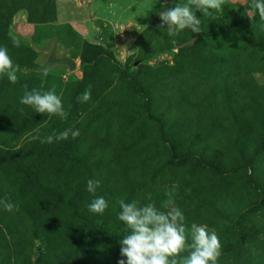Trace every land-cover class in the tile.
I'll return each instance as SVG.
<instances>
[{
    "label": "rangeland",
    "instance_id": "obj_1",
    "mask_svg": "<svg viewBox=\"0 0 264 264\" xmlns=\"http://www.w3.org/2000/svg\"><path fill=\"white\" fill-rule=\"evenodd\" d=\"M161 3L0 0V47L20 68L16 83L0 75V199L17 205L0 208V264H127L120 199L165 211L173 199L188 242L192 223L217 234L216 264H264V20L254 0H224L197 12L199 34L171 35ZM55 37L74 71H39ZM24 85H55L67 118L20 104ZM65 130L80 135L40 142Z\"/></svg>",
    "mask_w": 264,
    "mask_h": 264
},
{
    "label": "clouds",
    "instance_id": "obj_2",
    "mask_svg": "<svg viewBox=\"0 0 264 264\" xmlns=\"http://www.w3.org/2000/svg\"><path fill=\"white\" fill-rule=\"evenodd\" d=\"M168 3L169 0H162L163 10L157 12L161 21L158 27L164 29L167 26V32L171 35L185 29L199 34L202 31V22L197 12L211 16V10H221L224 0H186L183 3L173 0L171 7H168ZM254 8L261 20H264V0H254ZM249 19L252 20L253 17L249 16ZM12 43L13 46L20 47L19 39L13 38ZM18 71L19 65H14L7 48L0 47V75H6L9 82L16 83ZM24 89L20 104L31 107L39 114L67 118L68 113L64 110L61 98L56 94L55 85L43 92L36 88L29 91L27 85H24ZM90 99V87L77 97L81 103ZM70 132L73 138L80 135L79 130H65L59 134L54 132L43 139L39 137L33 139L51 144L54 141L66 140ZM100 184L101 181L98 179H89L86 189L94 196L87 206L88 211L98 215H102L108 208V202L103 196H95ZM166 195L171 197L172 193L168 192ZM118 203L120 208L118 220L130 231L129 235L119 241L120 255L127 258V264H216L222 247L217 234L215 231L209 232L206 225L192 223L191 240L188 242L185 217L175 206L173 199L166 201L164 205L166 211L157 208L154 202L140 205L136 200L125 203L124 199H120ZM15 207L17 205L7 199H0V208L3 210L11 212ZM186 249L187 255L178 261L176 257ZM118 264H125V260L119 259Z\"/></svg>",
    "mask_w": 264,
    "mask_h": 264
},
{
    "label": "water",
    "instance_id": "obj_3",
    "mask_svg": "<svg viewBox=\"0 0 264 264\" xmlns=\"http://www.w3.org/2000/svg\"><path fill=\"white\" fill-rule=\"evenodd\" d=\"M53 41L54 43L51 49V53L47 59L46 66L44 68H41L39 71L43 73H47L52 67L58 66V65H65L68 67L69 71H74L76 67L75 62L71 58H68V57H63V58L57 57L56 51H57L58 39L55 37L50 41V43ZM193 43H194V39L179 45L178 48H183L185 46L192 45Z\"/></svg>",
    "mask_w": 264,
    "mask_h": 264
}]
</instances>
